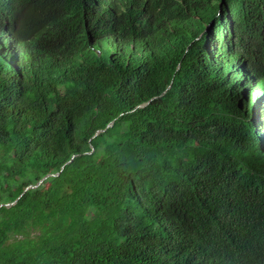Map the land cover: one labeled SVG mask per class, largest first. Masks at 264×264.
I'll list each match as a JSON object with an SVG mask.
<instances>
[{
    "label": "trees",
    "instance_id": "16d2710c",
    "mask_svg": "<svg viewBox=\"0 0 264 264\" xmlns=\"http://www.w3.org/2000/svg\"><path fill=\"white\" fill-rule=\"evenodd\" d=\"M263 176L264 0H0V264H264Z\"/></svg>",
    "mask_w": 264,
    "mask_h": 264
},
{
    "label": "bare ground",
    "instance_id": "6f19581e",
    "mask_svg": "<svg viewBox=\"0 0 264 264\" xmlns=\"http://www.w3.org/2000/svg\"><path fill=\"white\" fill-rule=\"evenodd\" d=\"M107 9V8H106ZM124 17V16H123ZM142 19V18H141ZM146 23V22H145ZM142 25V24H141ZM33 51V50H32ZM39 55V54H38ZM253 120H255L254 119V117H253ZM110 125H112V124H110ZM109 125V126H110ZM256 138H257V140H256ZM258 137H254V139H252L250 136H246V135H244V137H243V140H242V145H243V158H244V163H246V162H248V161H250V158L246 155V151H249V149H251V148H253L254 149V151L256 150V148H258V150H256V153H258V152H260V148L262 147H258V146H256V143H257V141H258ZM261 145H262V143H261ZM251 156V155H250ZM255 156V155H254ZM253 157V156H252ZM259 157V156H258ZM257 157V158H258ZM256 158V159H257Z\"/></svg>",
    "mask_w": 264,
    "mask_h": 264
},
{
    "label": "clouds",
    "instance_id": "9594fccd",
    "mask_svg": "<svg viewBox=\"0 0 264 264\" xmlns=\"http://www.w3.org/2000/svg\"><path fill=\"white\" fill-rule=\"evenodd\" d=\"M206 30V29H205ZM244 137V135L242 134V138ZM256 145H257V143H256ZM255 149V148H254ZM250 153V150L249 151H246V155H248ZM248 156H250V155H248ZM253 156V157H252ZM257 157H255L254 155H251V157H250V162L249 163H247L246 165H245V163H243V168H245V170H247V169H251L252 171L253 170H255L256 168H257V166L255 167V165H256V163H257V159H256ZM253 161V162H252ZM244 162V161H243ZM261 180H264V176L261 178Z\"/></svg>",
    "mask_w": 264,
    "mask_h": 264
},
{
    "label": "water",
    "instance_id": "95a60500",
    "mask_svg": "<svg viewBox=\"0 0 264 264\" xmlns=\"http://www.w3.org/2000/svg\"><path fill=\"white\" fill-rule=\"evenodd\" d=\"M208 29V27L206 28V30ZM137 108H140V106H138ZM112 124V123H111ZM69 162H67V164H68ZM58 174H55V175H52V176H57ZM48 176H45L41 181H39L38 183H37V185H35V186H29L27 189H29V188H35L36 186H38L44 179H46ZM27 189H25V190H27ZM0 207H1V205H0Z\"/></svg>",
    "mask_w": 264,
    "mask_h": 264
}]
</instances>
